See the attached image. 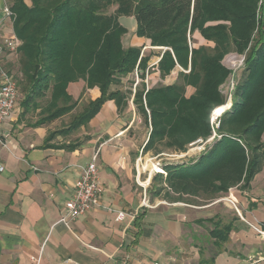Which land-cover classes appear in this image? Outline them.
Wrapping results in <instances>:
<instances>
[{"label": "trees", "instance_id": "1", "mask_svg": "<svg viewBox=\"0 0 264 264\" xmlns=\"http://www.w3.org/2000/svg\"><path fill=\"white\" fill-rule=\"evenodd\" d=\"M30 1L29 7L23 0H11L9 5L13 33L20 41L17 88L26 104L45 99L43 117L36 125L76 111L69 125L49 134L47 142L85 127L107 101L124 109L134 80H128L125 91L120 90L126 87L122 82L137 71L142 82L135 87L133 105L151 127L143 154L186 153L189 144L211 135L210 116L225 104L219 88L229 72L221 60L229 53L244 56L231 110L219 118L221 139L187 164H163L165 175L152 180L164 184L160 190L166 189V194L203 199L217 198L240 185L247 188L264 160V0ZM125 16L135 20L137 38L160 48L159 60L148 72L158 71L165 79L177 70L171 85L157 83L145 91L144 71L151 54L141 56L142 48L122 47L127 29L118 19ZM258 31L261 38L252 45ZM196 33L210 45L194 47ZM79 80L100 94L81 104L80 112L78 102L67 95L69 83ZM187 87L194 93L186 96ZM229 229L215 226L210 236L225 242Z\"/></svg>", "mask_w": 264, "mask_h": 264}, {"label": "crops", "instance_id": "2", "mask_svg": "<svg viewBox=\"0 0 264 264\" xmlns=\"http://www.w3.org/2000/svg\"><path fill=\"white\" fill-rule=\"evenodd\" d=\"M23 1L31 5L30 0ZM5 5L9 7L11 0H0L1 39L14 37L11 18L2 19ZM128 20L133 23L124 27L122 47L146 48L144 54L151 48L149 41L137 38L135 20ZM16 61L12 54L2 57L4 67L20 78ZM153 72L152 80L160 79L159 72ZM192 93L187 87L186 96ZM67 95L78 102L80 112L81 104L100 94L79 80L69 83ZM18 96L0 125L6 144L0 147L4 170L0 172V264H264V238L247 224L264 229V160L247 188L233 187L214 199L166 194V189L160 190L165 185L152 180L157 177L153 174L143 190L136 180L148 177L145 154L139 177L134 164L150 130L129 100L120 110L114 101L105 102L85 127L74 132L76 136H55L47 142L48 135L59 130L58 119L36 125L43 117L45 99L26 104V96L19 92ZM70 144L77 147L69 150ZM169 154H164L172 155L164 164L190 162L189 158L176 161L182 153ZM94 156L103 188L100 204L64 225L59 222L64 204L72 199L80 168ZM144 193L153 207L141 210L130 228H125L127 218L120 219L119 213L137 211ZM227 197L235 199L244 221L224 200ZM215 226L230 227L225 242L210 236Z\"/></svg>", "mask_w": 264, "mask_h": 264}, {"label": "built area", "instance_id": "3", "mask_svg": "<svg viewBox=\"0 0 264 264\" xmlns=\"http://www.w3.org/2000/svg\"><path fill=\"white\" fill-rule=\"evenodd\" d=\"M2 19H7L12 17V12L9 7L6 5L2 7ZM20 46V41L14 36L9 39H1L0 38V125L1 123L9 117L11 114V110L13 109L16 101L18 100V88H17V81L15 80L16 76L9 72L3 65L2 57L7 54H12L13 56H17V48ZM146 48H144L141 52V56H143V51ZM154 49V48H152ZM159 60V57L156 58V61L152 64H149L148 67L144 71V83H145V91L149 88L148 85V75H149V69L151 67L156 66L157 62ZM222 61V65L228 70L229 77L227 81L222 84L219 88L221 90L222 94L225 97V103L230 102V105L232 107V98L234 93V86H235V79L237 72L244 66V56L238 55L235 53H229L228 55L224 56ZM185 74L189 72V69L186 71H183ZM135 74V84H133L131 88L132 95L129 98V103L133 104V97H134V91L136 85L142 80L138 78L137 71L134 72ZM231 75V78H230ZM231 107L227 110L230 111ZM224 114V113H222ZM221 114V115H222ZM220 116H216L215 118L212 117V114L210 116L211 120V135L207 137L206 139H197L191 144L188 145V151L184 154L179 155V158H195L200 155H202L204 152L208 151L212 145H214L217 140L221 139V134L217 133V130L219 128ZM1 127V126H0ZM149 130H151V127L149 125ZM0 147H6V144L4 140H2L0 136ZM140 154L138 158L135 161V170L137 173V176L139 177L140 169L142 168L141 164L143 151L140 150ZM95 159L96 156L92 158V160L86 164L85 167L80 168V176L76 180L74 192L72 194V199L66 201L64 204L63 214L60 218L59 222L67 225L68 223L72 222L73 220L77 219L78 217L86 215L90 210L96 208L99 206L101 201V194L103 192V188L100 185V182L98 181L97 176V167H95ZM152 165H155L158 169L157 172L153 173L154 176L165 175L164 165H161L160 162L151 163ZM35 171L38 169L33 168ZM3 166L0 162V172H3ZM151 172L148 171V177L147 179H151ZM146 179V180H147ZM145 180V181H146ZM144 182H140V180H136L137 184L142 187L144 190L145 187H148L150 182L147 181L144 185ZM145 195V193H144ZM224 200L234 208L235 212L238 214V217L244 221V219L240 216L239 210L236 207V201L233 198L227 197L224 198ZM153 205H151L148 200H146V195L144 196V200L142 201L139 209L131 214H124L119 213L118 217L120 219L127 218L126 227L130 228L131 223L134 222L138 215L140 214L141 210L152 208ZM247 223V221H245ZM252 230H254L259 236L264 238V229L262 230L258 226L248 222L247 223Z\"/></svg>", "mask_w": 264, "mask_h": 264}, {"label": "rangeland", "instance_id": "4", "mask_svg": "<svg viewBox=\"0 0 264 264\" xmlns=\"http://www.w3.org/2000/svg\"><path fill=\"white\" fill-rule=\"evenodd\" d=\"M259 4H261V2L259 3ZM111 11H113V9H111L109 12H111ZM262 11V8H261V10H260V12ZM120 20H121V25L123 26V27H125V28H129L130 26H131V23H133V21H130V20H128V17L127 16H125V17H121L120 18ZM135 22V21H134ZM258 26V23H257V25H256V27ZM263 31H264V26L261 28ZM129 38V37H128ZM259 38H261V36H260V34H259V31H258V33L255 35V37H253V43H252V45L259 39ZM192 44L194 45V47H199L200 45H205V46H207V45H210L209 43H207V42H205L202 38H201V36H200V34H198V33H196V34H194V36L192 37ZM148 47V46H147ZM156 52H158L157 51V49L156 50H152V48H148L147 50H146V52L144 53V55H150L151 54V58H150V60H149V62L148 63H153V62H155L156 61V58H157V56H156ZM239 55V54H238ZM179 70V69H178ZM240 71V70H239ZM238 71V72H239ZM152 74H154L155 72H151ZM151 73H149V75H148V85L149 86H151V84H152V82L151 81H154L155 82V85H157V83H160V84H163V85H171V83H173L175 80H176V76H177V70H174L173 72H171V74L169 75V76H167V78L166 79H157L156 81L155 80H152L153 78H151ZM240 75V74H239ZM132 78H134L135 80H136V78H135V74H130V76H128V79H129V83H130V80L132 81V80H134V79H132ZM155 78V77H154ZM230 78H231V75H230ZM135 80H134V84H135ZM144 80H147V79H144ZM123 85H125L126 87L127 86H129V84H128V80H124L123 81ZM141 83V81L138 83V84H140ZM122 85V86H123ZM132 86H133V84H132ZM132 86H130L131 88H132ZM18 92L19 93H22V90H21V87L18 85ZM224 96V95H223ZM226 103H228V102H226ZM224 105V104H223ZM222 106V105H221ZM217 108V107H216ZM73 115L74 114H70V115H68V116H65V117H62V118H60V119H58L56 122H55V124H56V128L57 129H61V128H63V127H66V126H68L69 124V122H70V120L73 118ZM72 134H74V132H72L71 134H70V136L68 137V139H70L71 138V136H73ZM74 136H76L75 134H74ZM145 154V159L144 160H148L147 161V164L149 165V167H150V169L149 170H151V166H150V164L151 163H155V162H160L161 164H164V163H167L168 161H169V157H172V155L171 156H167V155H170L169 153L167 154V155H164V154H161V155H159V157L158 158H153V155L151 154V153H144ZM143 154V155H144ZM166 154V153H165ZM180 153H178V155H179ZM182 154H184V153H182ZM194 158V157H193ZM190 159H192V158H190ZM171 160V159H170ZM187 161V158L185 157V158H182V159H178V160H176V161H178V162H180V161ZM144 163V162H143ZM148 167V166H147ZM148 167V168H149ZM147 179V178H146ZM145 179V180H146ZM144 182V181H143Z\"/></svg>", "mask_w": 264, "mask_h": 264}, {"label": "bare ground", "instance_id": "5", "mask_svg": "<svg viewBox=\"0 0 264 264\" xmlns=\"http://www.w3.org/2000/svg\"><path fill=\"white\" fill-rule=\"evenodd\" d=\"M230 107H231L230 102L225 103L224 105L217 107V108L212 112V117L215 118L216 116H221V114L227 112V110H228ZM160 164H161V163H160ZM161 165H163V164H161ZM150 166H151V170H150L151 173H150V174L152 175L153 173L157 172L158 169L156 168L155 165L150 164ZM147 181L150 182L151 180H150V179H147V180L145 181L144 185L146 184ZM141 183H142V182H141Z\"/></svg>", "mask_w": 264, "mask_h": 264}, {"label": "water", "instance_id": "6", "mask_svg": "<svg viewBox=\"0 0 264 264\" xmlns=\"http://www.w3.org/2000/svg\"><path fill=\"white\" fill-rule=\"evenodd\" d=\"M155 49H160V48H155ZM166 49H163V51H165Z\"/></svg>", "mask_w": 264, "mask_h": 264}]
</instances>
